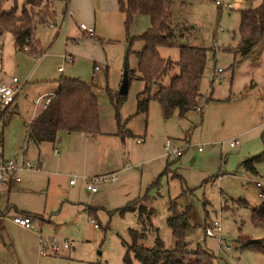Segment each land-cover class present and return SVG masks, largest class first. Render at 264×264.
<instances>
[{"label": "rangeland", "instance_id": "374dc122", "mask_svg": "<svg viewBox=\"0 0 264 264\" xmlns=\"http://www.w3.org/2000/svg\"><path fill=\"white\" fill-rule=\"evenodd\" d=\"M167 1L172 24L187 27L183 33L184 37H176L174 43H187L206 49L199 91L208 97L228 99L236 92L235 88L239 92L242 84L253 81L255 85L248 93L252 92L255 100L256 97L262 98L264 104V44L254 46L245 57L228 51L235 47L238 40L239 11L254 7L262 0H231L230 10L219 9L212 0ZM22 2L23 0H8L2 9L8 10L15 4L18 10ZM114 3V11L119 13L116 0ZM54 5L56 11L60 13L62 2H54ZM83 18L85 16L80 21L76 20L74 24L66 13L62 21H58L56 25L49 26L47 23L35 25L34 36L44 49V56L42 55L38 68L42 73L40 77H53L56 66L61 64L58 56L63 53L66 46H74V51L79 52L78 45L83 42L71 41L67 37L75 38L78 23L88 25ZM118 25L119 28L104 24L103 32L99 34L103 39L110 37L114 41L103 43L94 39L95 37L84 36V39L88 40L84 53L87 56L74 54L73 63L65 66L63 64V72L57 73L63 74L69 67L71 74L80 75L82 80L86 81L92 76V71L94 72L98 118L103 128L114 127V143L112 139H106L96 145L92 144L83 151L84 154L90 153L92 156L88 157L86 162H82L79 158L82 150L70 153L71 149L67 150V135L59 131L53 145L58 149L57 156L52 153L50 143L46 142L40 143L36 151L30 142L23 139L22 121L27 119L31 111L36 114L41 110V104L34 105V110L31 106V100L39 91H36L38 89L26 91V88H23L17 96L19 115L12 116L2 132L5 157L17 156L14 155L17 149L20 150L26 145L27 159L33 161L38 155L42 169L29 177L30 181L24 190H13L8 198L0 193V210L6 203H14L17 208L45 215L28 216L32 223L30 230L20 228L6 218L2 220L0 264H122L121 257L124 251L122 241L130 240L128 228L139 232L142 227L134 212L119 214L112 211L138 195L135 190L138 189L140 164L133 163L142 160L148 155V151L163 153L162 144L166 138L172 139L180 147L184 146L185 142L182 139L186 132L191 143L185 147L180 158L167 159L166 173L160 176L158 185L146 190L147 197L142 203L147 208L151 207L153 212L149 218V226L144 222L145 233L138 242L150 247L154 243V238L158 237L165 248L172 247L173 238L166 225V218L169 215L167 207L172 200L179 210L186 208L188 214L189 228L185 237L188 242L185 249L187 253H190L196 244H200L216 256L215 264H264V255L245 247L240 248V244L248 240L264 239V230L252 226L249 221V207L261 201L256 195L257 190L253 182L264 180V163L256 164L257 174L254 175L238 166L240 160L259 153L263 148L264 134L262 137L260 134L264 128L262 119L264 113L260 117V126L236 136V146H228L227 142L232 137L229 138L227 133H223L212 141H200L202 151L199 152L195 142L197 129L193 126L188 129V126H185V119L180 120L175 111L173 115L164 117L157 102L151 99L148 102L146 116L135 113V95L141 90L142 82L131 77L127 81L125 98L118 109V116L123 130L129 131L132 136L122 142L115 133L114 108L108 102L104 89L109 88L111 92L118 93L124 68H134L136 59L130 52L124 61L126 46L122 40L124 28L122 22ZM148 25L146 15H134L128 27V34L138 35ZM55 32L56 35L53 37ZM117 36H121L118 41L115 39ZM141 47L140 41H134L130 49L138 51ZM158 53L161 58L177 60L175 46L160 47ZM31 57L33 56L15 50L11 35L3 33L0 36V82H8L11 77H15L21 83L25 73L32 68ZM104 58L108 61L106 73ZM94 64L97 65V70L92 69ZM217 68L221 72H217ZM173 73L175 72L169 71L159 83L167 84ZM155 86L153 83L151 93ZM261 90L262 95L259 94ZM254 99L250 97L244 99L249 108L250 122L253 120L250 115L255 111ZM202 102L193 110L198 122L200 120L198 111L205 104ZM10 116L11 114L7 116L4 123ZM250 122L245 127H249ZM143 133H145L143 141L136 142V137H141ZM18 138L21 140L15 150L14 140ZM209 142L213 143L212 147ZM142 147L144 151L140 150ZM14 150L16 152L13 153ZM75 152H78V159ZM114 170L112 180L94 184L96 190L94 193L85 188L81 179L108 174ZM73 177L74 183L69 185L68 181ZM242 200L246 201V204ZM67 201H81L96 207V217L91 218L92 214L88 218L81 213L75 217V209L68 206ZM213 219L219 221L221 244L217 243L215 238L202 236L203 225ZM93 224L96 226L93 227ZM51 238L58 245L65 240L68 249H60L55 255L40 254V240ZM134 264L139 263L135 261Z\"/></svg>", "mask_w": 264, "mask_h": 264}, {"label": "trees", "instance_id": "16d2710c", "mask_svg": "<svg viewBox=\"0 0 264 264\" xmlns=\"http://www.w3.org/2000/svg\"><path fill=\"white\" fill-rule=\"evenodd\" d=\"M7 1L0 0V36L5 32L9 33L15 50L33 57H40L44 49L34 36L35 25L37 23L56 25L58 21L61 22L67 13V0H23L18 10L13 4L4 11L2 7ZM54 2H62L60 13L56 11ZM117 7L118 11L123 14L122 25L126 43L124 61L130 52L136 59L134 68H124L126 80L132 77L142 82L141 90L135 95V113H142L146 116L148 102L151 99L157 102L164 117H168L174 111L178 117H181L186 111L196 109L198 103L206 102L208 96L201 100L202 95L199 91L206 49L187 43H174L176 37H184L183 33L187 27L182 24H172L168 1L117 0ZM134 15H146L149 25L140 34L129 35L128 27ZM55 35L56 32L53 37ZM237 37L235 47L228 51L233 54L238 53L241 57H245L254 46L264 44V0L254 7L239 11ZM134 41L142 43L140 50L130 49ZM170 46H175L177 49L176 61L159 56L158 48ZM169 71L175 73L169 77L167 84L161 85L159 81ZM55 82L56 88L49 95L45 107L25 125L24 141L33 144L52 143L59 131L78 132L89 139L94 138L99 134V129L97 102L92 83L67 76H59ZM153 83L156 86L151 93ZM104 91L108 102L114 108L115 133L123 141L132 136L129 131L123 130L118 116V109L125 95L113 93L109 88H105ZM7 111L8 109L4 111L5 115ZM263 134L264 128L260 136L262 137ZM262 144L263 148L259 153L243 158L238 166L250 174H257L256 164L264 163V141ZM167 165L166 160L162 170L145 187L139 198L129 200L121 207L112 210L119 214L134 212L137 221L142 226L139 232L128 228L127 233L130 240L129 242L122 241L124 251L121 263L134 264L136 261L139 264H215L216 256L200 244H196L190 253L186 252L188 214L186 208L179 210L172 200L169 201L167 207L169 215L166 218V225L173 238L172 247L165 248L158 237L154 238V243L150 247H145L138 242L145 233L143 224L145 222L149 226V218L153 212L151 207L147 208L142 203L147 197L146 190L158 185L160 176L166 173ZM242 202L246 204V201L242 200ZM84 207L88 216L94 214L97 209L90 205H84ZM22 215L30 216L29 213ZM249 221L252 226L264 230V200L249 207ZM244 247L264 255V239L248 240L240 244V248Z\"/></svg>", "mask_w": 264, "mask_h": 264}, {"label": "crops", "instance_id": "0c3cea01", "mask_svg": "<svg viewBox=\"0 0 264 264\" xmlns=\"http://www.w3.org/2000/svg\"><path fill=\"white\" fill-rule=\"evenodd\" d=\"M115 0H67V17L70 21H73V23L75 24L76 20L80 21V19L82 20V17L85 16V19L88 26H92L93 28V34L90 37H95L94 39H98L99 41H102L103 43H107L110 41H114L112 40V38H107V39H103L100 37V33L103 32V26L104 24H107L108 26H116L117 28H119L120 26L118 25L119 22H122L123 20V14L122 13H118L115 12ZM116 4H117V0H116ZM78 27V25H77ZM123 28V26H122ZM78 34H81L79 28H78ZM75 35V36H76ZM2 36V35H1ZM37 38V37H36ZM69 38L68 40L71 41H75L74 38ZM121 39L120 37H115V39L118 41V39ZM38 39V38H37ZM124 40V39H122ZM76 42V41H75ZM78 42H83L80 43L79 46V52L74 51L73 47L74 46H69L65 48V50L63 51V53H68L71 55L72 57V61L69 63L63 62L61 55L58 56L61 64L56 66V73L54 72L53 77H40L42 76L41 71H39V65L42 61V57L44 56V53L36 58V57H31L30 59H32L33 61V65L32 68L29 72H26L24 75L23 80L21 81L20 84V91L15 95L14 97V101L12 103V105L8 108L7 111V116L9 114H11V116L7 119V121L5 123H3L0 126V152L3 156H5L4 154V145H3V137H2V132H3V128L7 126L10 118H12V116H18L19 112H18V101H17V96L18 94L22 91L23 88H26V91L28 89H38L36 91H39V93H37V95L31 100V106L34 110V105H39L41 104V109H42V103L44 102L45 98H48L49 95H51L56 87V79H58L59 76H67V77H75V78H79L82 80V77L80 75H73L70 73V69L69 67H67L64 70L63 74H57L60 72H63V64L65 66L66 65H70L73 63L74 61V54H81L80 56H87L84 55L85 50H86V46L85 44L88 42V40L83 38L78 41ZM123 42V41H122ZM253 50V48L251 49V51ZM62 53V54H63ZM257 59H253V61H256ZM104 62H105V73H106V69H107V64L108 61L107 59L104 58ZM238 63V62H237ZM235 63V64H237ZM119 64V63H118ZM61 67V70L58 71L57 68ZM92 69L97 70L98 67L97 65H93ZM94 72L92 71V76H90L89 80H86V82L92 83L93 85V91H95V80L93 79V74ZM18 81V80H17ZM49 81H52V83H50ZM19 82V81H18ZM47 82V83H46ZM95 83V84H94ZM255 85V82L253 81H249L246 84H242V89L237 92V89L235 88L234 90H236L235 93H233L231 95V97L227 98H213V97H208L207 101L205 102V104L203 105V107H201V109L203 110H199L198 112L200 113V120L199 122L197 121V115L194 114L193 110L190 111H186L183 116L179 117L180 120H184L185 119V126L189 127L193 126L197 129L198 134H197V140L195 141L196 143H200V141H212L215 138H218L219 135H223V133H227L229 135V138H235V140L237 141V135L242 134L243 132L247 131L248 129H252L255 128L256 126H260V117L261 114L264 113V104L262 103V98H257L256 100L253 98V93L250 92L248 93V91H250L251 88H253V86ZM95 93V92H94ZM201 93V92H200ZM263 91H259V94L262 95ZM202 98L205 97L206 95L202 94ZM259 96V95H258ZM45 97V98H44ZM246 97H250L251 99H254L255 101V111L253 115H250V117L253 118L252 122L249 121V108L247 106V103L245 102V98ZM209 102V103H208ZM207 103V104H206ZM161 109V108H160ZM98 110V109H97ZM32 113L27 117L26 120H23V132L25 130V125L29 122V120L35 115L33 114V111H31ZM161 114H162V110H161ZM173 115V113L171 114ZM170 115V116H171ZM163 116V114H162ZM250 122V126L249 127H245L247 126V124H249ZM196 124V125H195ZM98 129H99V134H97L92 140H90L87 136H85L82 133H78V132H71V133H65V135H67V150L68 148L71 149L70 153H73L74 150L77 151L78 149L82 150V153L79 155V158L81 159L82 162H86L88 160V157L92 156L90 153H83L84 150H87L88 148H90L92 146V144L96 145L97 143L101 142V141H106V139H112L111 141L114 143V127H107V129L102 127V124L100 122V119L98 118ZM187 132L184 133V142L185 144H190L191 140L188 138ZM145 136V133H143V135L137 136L136 138H142ZM24 138V137H23ZM21 139H15L14 140V146H15V150L16 147L19 145ZM229 140V139H228ZM123 142V141H122ZM194 142V143H195ZM43 143V142H40ZM33 144L31 143L36 151L38 150V145L40 144ZM49 143V142H46ZM55 143V140L50 143L51 146H53ZM228 143V142H227ZM27 144V143H26ZM202 146V143H200ZM208 144H210V146L212 147L211 142H209ZM234 147V146H232ZM22 148V147H21ZM21 148L19 150V148L17 149V152L14 150V155H19L22 154L24 158H28L26 157V150L27 147L26 145L24 146L23 151H21ZM188 148V147H187ZM202 148V147H201ZM57 149V147H56ZM141 151H144V147L140 148ZM185 148L183 149L182 154L184 153ZM202 150H199V152H201ZM12 153V154H13ZM69 152H67L68 154ZM76 153V158L78 159V152ZM129 153H130V149H129ZM145 153V152H143ZM148 155L143 157L142 160H140L139 162H135L133 163L134 165L140 164V172H139V180L137 183V188L135 190V192L138 194L136 198H139L143 192V189L153 180V178L162 170L165 162H166V158L164 157L163 153H159L158 151H154L153 153H151L150 151L147 152ZM9 154V153H7ZM38 154V153H37ZM181 154V155H182ZM55 156L58 155V149H57V153L54 154ZM142 155V153H141ZM181 155L178 157L180 158ZM35 159H38V155H36ZM29 160V159H28ZM39 161V159H38ZM40 166L38 168V170L42 169V164L39 161ZM39 171V172H40ZM35 172H38L37 170L35 171H24V172H19V181L16 183H12L10 185H8L7 187H0V193H3L7 196H9V194L14 190H24L25 186H27L28 182L30 181V178L32 174H34ZM109 173H115L114 171H109ZM219 178V177H218ZM217 178V179H218ZM83 184L84 183V179L83 177H81ZM264 181V180H263ZM74 183V182H73ZM73 183H69V185H73ZM85 188L88 189L85 185ZM89 190V189H88ZM90 191V190H89ZM91 193L96 192V190L94 191H90ZM14 204V203H13ZM10 204V203H6V205L4 206L3 209L0 210V224L2 222L3 219H8L10 220L11 217L14 214H23V213H29L30 217L33 215H38L39 213H35L33 211L30 210H26V209H22L21 207H16L15 204ZM67 205L71 206L73 209H75V217H77L78 214H84L86 215V217L90 218L91 216H88L83 202L81 201H67ZM94 207V206H93ZM44 216L45 214H39ZM47 216V214H46ZM48 217V216H47ZM93 217H96V212L93 214ZM91 217V218H93ZM92 220V219H91ZM11 221V220H10ZM21 228V227H20ZM23 229V228H22ZM31 229V228H30ZM30 229H24V230H30ZM0 235H1V225H0ZM68 249V247H67Z\"/></svg>", "mask_w": 264, "mask_h": 264}, {"label": "built area", "instance_id": "2783aa9c", "mask_svg": "<svg viewBox=\"0 0 264 264\" xmlns=\"http://www.w3.org/2000/svg\"><path fill=\"white\" fill-rule=\"evenodd\" d=\"M214 5L218 7L219 9L223 10H230L231 8V0H212ZM51 26V25H49ZM78 28L81 32V34H78L75 36L74 40L76 42L80 41L83 36H91L93 34V28L92 26L84 25L83 23H78ZM219 31L220 28H219ZM61 58L63 62L69 63L72 61V57L68 53L61 54ZM58 71L61 70V67L57 68ZM220 69L217 68V72H219ZM20 91V84L17 81L15 77H11L8 82H0V126L7 118V114L5 115V110H7L13 103L15 95ZM49 98V97H48ZM48 98H45L44 102L42 103V108L45 107ZM262 119L264 120V116H262ZM264 124V123H263ZM142 138H136V142H142ZM228 146H236L237 141L235 138H231L228 141ZM197 150H201V144L196 143ZM187 146V144H184V146H179L174 143V141L170 138H166L162 144V150L163 155L166 159H173L178 156H180L183 152V149ZM52 153L56 154L57 149L56 146H52ZM23 151V149H21ZM40 166V163L38 159H34L33 161H30L23 157L22 154H19L15 157H5L0 152V187H7L8 185L12 183L18 182L19 179V172L24 171H35L38 170ZM114 178L113 173H108L104 175H96L91 178L83 177L85 181L86 187L90 191L95 190L94 184L98 182H103L106 180H112ZM74 182V177L69 180V183ZM254 187L257 190V197L260 200H264V181H255L253 182ZM11 222L23 229H30L32 228V223L30 221V218L27 215H14L11 217ZM96 224H93V227H95ZM202 236L203 237H211L215 238L217 243L221 244V238H220V225L219 221L217 219L208 220L202 227ZM68 244L65 240H63L61 245H58L55 240L46 239V240H40L39 245V252L42 255H55L60 249H67ZM227 248V247H225Z\"/></svg>", "mask_w": 264, "mask_h": 264}, {"label": "water", "instance_id": "95a60500", "mask_svg": "<svg viewBox=\"0 0 264 264\" xmlns=\"http://www.w3.org/2000/svg\"><path fill=\"white\" fill-rule=\"evenodd\" d=\"M126 85H127V80H126V75H125V70L122 73L119 88H118V94H124L126 91Z\"/></svg>", "mask_w": 264, "mask_h": 264}]
</instances>
